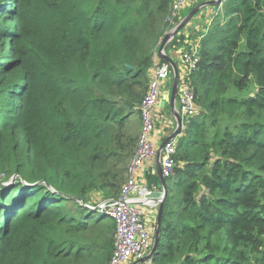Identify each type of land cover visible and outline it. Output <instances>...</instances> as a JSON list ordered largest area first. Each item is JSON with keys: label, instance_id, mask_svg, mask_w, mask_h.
Wrapping results in <instances>:
<instances>
[{"label": "trees", "instance_id": "trees-1", "mask_svg": "<svg viewBox=\"0 0 264 264\" xmlns=\"http://www.w3.org/2000/svg\"><path fill=\"white\" fill-rule=\"evenodd\" d=\"M172 4L0 0V264H109L97 206L128 179ZM213 10L151 264H264V0Z\"/></svg>", "mask_w": 264, "mask_h": 264}, {"label": "built area", "instance_id": "built-area-1", "mask_svg": "<svg viewBox=\"0 0 264 264\" xmlns=\"http://www.w3.org/2000/svg\"><path fill=\"white\" fill-rule=\"evenodd\" d=\"M190 1L173 0L169 14L171 24L180 22L182 18L179 14ZM212 14H214V11ZM210 22H208L206 30ZM205 32L201 33V36L194 41H189L186 47L179 49L184 75L179 76L178 74L177 98L179 106L178 109L175 108L182 119V124L180 135L167 143L159 153L162 176L165 179L172 177L175 172L177 165L175 161L177 139L183 135L187 122L197 113L195 95L190 86L189 76L197 69L199 43ZM171 74L173 76L171 66L164 61H160L159 64L154 66V73L150 76L148 89L139 109L141 131L136 150L128 165V179L117 199L103 201L97 206V209L103 215L115 222L114 250L109 264L152 263L156 224L153 226L145 223L143 208L153 207L158 209L159 203L156 200H147L146 196L153 191L146 186H141L136 181V174L145 161L154 158L157 163L158 149L152 145L150 138L155 130L154 114L159 100L160 83L169 80Z\"/></svg>", "mask_w": 264, "mask_h": 264}, {"label": "crops", "instance_id": "crops-1", "mask_svg": "<svg viewBox=\"0 0 264 264\" xmlns=\"http://www.w3.org/2000/svg\"><path fill=\"white\" fill-rule=\"evenodd\" d=\"M213 0H203L202 3H208ZM197 2V0H191L187 6L180 12L179 16L181 18L184 17L185 11H187L188 8L192 6L193 3ZM213 6H206L203 7L202 10L189 22V24L186 26V28L182 31V34L185 36L188 42L189 37H193L196 35H199L201 33H204L207 24L209 21L212 20V17L214 14L213 13ZM172 52V56H169L166 52V54L172 59L174 64L177 67V72L179 76L184 75V68L181 64L180 61V50L177 51H170ZM160 57L157 54L154 56V64L150 69V76L153 75L154 73V66L157 65V63L160 61ZM170 83L169 80L160 83V94H159V100L157 103V106L155 108V114H154V122L157 121L158 124H155V130L151 136V143L152 145L158 149L161 143L174 131L175 125H173V116L171 114V103L170 100L169 102H166L164 106L159 107V102L161 98H163L165 95H171L172 87L168 88V84ZM151 171V173H156V161L154 158L149 159L145 161L142 166L140 167L139 171L136 174V181L141 185V186H146L145 185V173ZM153 173V174H154ZM152 191H159L157 188L152 189ZM157 209H154L153 207H144L143 208V215H144V220L145 223L148 225H153L155 220L157 219Z\"/></svg>", "mask_w": 264, "mask_h": 264}, {"label": "water", "instance_id": "water-1", "mask_svg": "<svg viewBox=\"0 0 264 264\" xmlns=\"http://www.w3.org/2000/svg\"><path fill=\"white\" fill-rule=\"evenodd\" d=\"M222 0H213L211 2L208 3H201L196 5L187 15H185L180 22L177 24V26L170 32L165 34V36L162 39V42L160 44L159 47V51H158V55L160 57L161 60H163L164 62L168 63L173 71V84H172V91H171V95H165L163 98H161L160 102H159V107L160 106H164V104L166 102L171 103V114L174 118L173 125H175V129L174 131L161 143V145L158 148V152H157V163H156V174L159 178V185H160V190L159 191H153L151 192L149 195L146 196L147 200H151V201H158L159 205H158V209H157V219H156V232L154 235V244H153V249H152V253L153 251H155L157 243H158V235L160 232V219H161V213H162V209H163V205H164V201L166 199L167 196V189H166V185H165V178L162 176V171H161V165H160V161H159V153L160 150L170 141L176 139L180 133H181V124H182V119L179 115V113L177 112L176 108H175V100L177 97V90H178V80H179V76H178V72H177V67L174 64V62L172 61V59L164 52L165 51V47L166 45L171 41V39L177 35L178 32L184 30V28L188 25V23L200 12V10L203 7H208V6H217L220 4ZM14 179V178H13ZM11 179V180H13ZM11 180H7L6 182H2L0 181V186L1 187H7L11 185Z\"/></svg>", "mask_w": 264, "mask_h": 264}, {"label": "rangeland", "instance_id": "rangeland-1", "mask_svg": "<svg viewBox=\"0 0 264 264\" xmlns=\"http://www.w3.org/2000/svg\"><path fill=\"white\" fill-rule=\"evenodd\" d=\"M216 6H213V8H215ZM202 10V9H201ZM200 10V11H201ZM218 13H219V11H218ZM169 21H170V18H169ZM177 26V23L176 22H174L173 24H169V29L164 33V36H165V34H167V33H170L175 27ZM163 36V37H164ZM196 36H198V35H196ZM196 36H193L194 38H196ZM163 37L161 38V40H160V42L158 43V45H157V47H156V50H155V52H154V54H157L158 53V51H159V47H160V44H161V42H162V39H163ZM192 37V38H193ZM193 38V40L192 41H194L195 39ZM170 51H173V50H170ZM170 51H167L168 53V55L169 56H172V52H170ZM177 51V50H176ZM166 53V52H165ZM153 60H154V58H153ZM160 62V61H159ZM159 62L157 63V64H159ZM153 64H154V61H153ZM173 76H172V74H171V77H170V79H169V81H170V83L168 84V88H171L172 87V84H173ZM178 106H179V103H178V98L176 97V100H175V107L178 109ZM155 124H156V126L157 125H160V124H158L157 123V121H155ZM139 128V127H138ZM139 131V130H138ZM140 136V135H139ZM146 174V173H145ZM145 179H147L148 180V178L145 176ZM10 180V179H9ZM156 187V186H155ZM157 188V187H156ZM161 188H160V185H159V187L157 188V190H160ZM97 197H100L99 195H96ZM154 224H156V220H155V222L153 223V226H154Z\"/></svg>", "mask_w": 264, "mask_h": 264}]
</instances>
